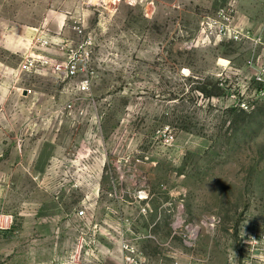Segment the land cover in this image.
<instances>
[{"label":"rangeland","instance_id":"1","mask_svg":"<svg viewBox=\"0 0 264 264\" xmlns=\"http://www.w3.org/2000/svg\"><path fill=\"white\" fill-rule=\"evenodd\" d=\"M0 264H264V0H0Z\"/></svg>","mask_w":264,"mask_h":264},{"label":"built area","instance_id":"2","mask_svg":"<svg viewBox=\"0 0 264 264\" xmlns=\"http://www.w3.org/2000/svg\"><path fill=\"white\" fill-rule=\"evenodd\" d=\"M75 30H77L79 33L82 32V28L80 26H76L74 27ZM46 43H48L49 41H45ZM86 49L84 51V60L86 62H88L90 60V51L89 49L86 47V45L84 46ZM57 69L59 71H63V72H66L67 74H70V75H75L77 72H78V65L77 63H72V64H69V65H58L57 66ZM81 89L83 90H86L87 89V82H84L82 83L81 85ZM79 215L80 216H85V210H81L79 212Z\"/></svg>","mask_w":264,"mask_h":264}]
</instances>
